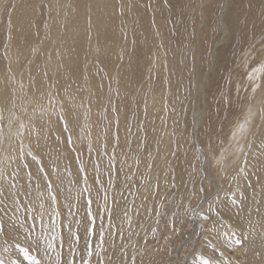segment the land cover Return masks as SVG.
<instances>
[{
    "label": "rangeland",
    "instance_id": "obj_1",
    "mask_svg": "<svg viewBox=\"0 0 264 264\" xmlns=\"http://www.w3.org/2000/svg\"><path fill=\"white\" fill-rule=\"evenodd\" d=\"M118 1H123V4L127 5V7L132 3L130 8L132 12L129 13L128 9L124 14L125 19L130 22L129 26L132 27V29L128 27L131 31L127 30L128 33L123 35L128 39L125 48V56L127 57V62L125 63L128 65L123 63V61L121 63L114 62L113 65L114 60L111 61L109 57L103 55L99 58L100 65L94 66L97 63H94L96 60L92 59L90 65H88L89 67H86L94 86L97 83V77H99V87L97 84L96 86L98 87L97 90L100 91L99 104H101L102 108L96 115L98 126L95 125V127L99 131H97L99 135L100 132L101 134L103 132L109 144H107V141L105 143L99 142L100 139L97 138L98 141L95 140L93 146H96V148L88 147L84 143L79 144V147L75 148L78 149L79 154H82L80 156H83L84 160L85 158L88 160L90 168L88 172L92 179L89 177L90 184L85 188L82 179L78 175L77 180L79 179L78 181L80 182L76 180V182H71V184L73 183L72 185L69 184L67 186L74 193L77 192V194H73L72 190L68 188L62 191L55 183L56 193H58L62 205H60L62 216L57 223L53 218L52 220L49 217H44V212L46 214L47 211L48 214L46 215L48 216L51 213L49 214L48 210L39 209L41 203L38 199L35 206H32L33 202L29 199V193L31 192L25 188V184L27 181L32 184L37 183L30 182V178L33 177L30 175L27 178L21 177L20 180L24 184L16 180L15 176L17 174L14 175V173L5 177L4 181L2 180L1 183L3 185L0 187V193H2L0 194V229L2 230H0V236L3 241L0 243V252H2V255L3 253L7 255V257L3 258L6 259V262L0 259V264H85L86 261L88 264H204L205 261H209L210 264H264V231H251L250 220L246 217V214L241 215L237 210L236 213L233 211L231 206L234 205L227 198L232 197L230 191L226 190V192L220 193L218 201L215 199L218 194L215 188L218 180L221 183L223 182V188H225L226 185L230 184L231 186V178L234 176L231 174L229 177L232 170L222 175L220 169H223V166L222 168L219 166V171L216 172L218 165L215 158L217 155L223 154L221 151H223L224 146L226 147L225 149L228 148V138L226 137L229 136V130L232 129L235 120L242 114L243 109L241 108L244 107V103H247L245 94L248 91V84L245 85L244 89L239 84L250 74L249 71H252L255 65L259 63L258 58L264 48V0ZM135 5L138 8H135L134 13ZM7 6L9 7L10 5ZM10 8L11 6L9 10ZM45 8L47 7L42 3L39 16L37 17V20L40 19V21L36 20L35 22L36 26L39 25V30H41L42 24L46 20L47 9ZM200 9H203L204 14H201ZM5 10L3 13H8L9 10ZM42 10L44 11L42 12ZM250 18H253V21ZM153 19H155L156 23L159 22L157 24L158 36H160L158 37V45L154 42L157 40L154 38L157 37L150 30V28L153 29ZM4 20L2 19L1 22H4ZM149 21L151 22L150 24H148ZM1 22L0 31L2 32L3 29L1 27L3 28L5 25ZM222 23L225 28L227 27L226 33L222 31ZM145 24L149 26L147 27ZM254 25L255 27H253ZM31 26L33 27L34 24L31 23ZM4 29L3 33L0 34L1 70L4 62L3 48L8 39L7 31L9 30L8 28ZM17 29L15 32L18 31ZM145 30L148 32H145ZM150 33L152 36H150ZM28 34L25 36L26 39L29 38ZM142 34L145 35L142 36ZM14 37L15 41H17L18 38L16 39L15 35ZM107 39L111 40L112 37ZM160 45L164 47L167 55L169 63L167 67L170 75V91L167 97V102H169L168 112L163 120L159 119V117L158 120L157 117L151 118L150 113L145 110L144 104L147 96V94L144 95L145 92L148 93L152 89L153 92H157L159 88L162 89V86H164H160L164 74L163 64H160L159 69L157 68L147 75V67L150 62L147 57L151 55L150 49L160 48ZM140 50L143 51L140 52ZM253 50L256 51L254 52ZM83 57L80 56L76 62L78 71L76 73L71 72V78L67 86L63 89L62 86H57L55 87L57 88L55 92L58 94L69 93V96L79 95L82 106H85L84 94H79L81 92V82L79 81H81L83 76L82 72L85 69L84 63L86 62H83L85 60V57ZM177 66L178 68H176ZM244 66H247L250 70L247 71ZM120 67L123 70V76L115 78L117 82L115 83L112 73L114 69L116 71ZM110 78L112 79L110 80ZM110 86L112 89H110ZM143 97L144 101L142 100ZM2 113L5 114L4 111ZM3 114L0 115V131L2 130L0 144L7 128L5 124L7 117L6 114ZM117 116L120 120H118ZM114 119L115 122L113 121ZM58 123L59 125L62 124L59 121ZM169 123L170 126H166ZM157 124L169 127L171 134L168 137L170 136L172 139L169 137L168 143H165L166 141L162 143L161 139L158 138L157 131H155L157 130L155 128ZM229 124L231 125L230 127ZM64 128V124H62L61 131L66 134L67 130ZM105 131L108 132L106 133ZM75 133L77 134V132ZM61 138H63L62 146L64 151L66 149V152L63 153L61 151L59 156L57 155L58 153H55L58 156L57 159L63 160L65 157L67 165L73 164L77 168V159L73 155L69 139L66 136ZM232 141L236 142L235 140ZM236 144L239 143L236 142ZM2 145H0V153ZM104 146L105 152L106 149L111 147L107 152L108 155L110 150L116 154L115 160H112V151V153L110 152L111 156L107 155L108 162H104L107 167L102 162L104 161L103 158L105 159ZM229 147L232 148V144ZM88 149L90 150L89 155L86 153ZM94 149H97L98 152L100 150V152L98 153L99 157L96 156L92 159L95 154ZM167 149L168 151L166 152L165 150ZM196 149H199V151ZM152 153L156 156L155 160L152 161L153 164L149 162ZM50 155L48 156L50 161H46L48 158L44 156L45 159L42 158L43 162L54 164L53 161L51 162L53 156ZM84 156L86 157L84 158ZM159 156L162 160L161 158L159 159ZM162 156H164L165 160H163ZM232 156L233 154L231 153L228 156L224 155L225 163L223 164H227V161H230ZM109 158H111V161ZM96 161L98 162L96 163ZM99 162L100 164L98 165ZM36 163L37 167L38 163ZM160 163H162L161 166H164V168H161ZM20 164L23 167L25 165L24 162ZM64 167L67 168V166ZM151 169L154 171L152 173H155V169L158 171V173L156 171V174H153L154 176L156 175L155 177L150 175L149 171ZM36 170H38V173L40 172L43 189L45 192L48 191L50 184L42 176L43 172L41 173V169L37 167ZM26 172L28 173L29 171ZM164 173L167 175H164ZM219 175H221L220 178ZM92 180L93 183L91 182ZM6 184H14L15 187L10 189ZM3 190L5 191L4 195ZM47 194L51 195L49 191ZM225 194H227V197ZM70 195H73L70 198L71 200H69ZM13 201L19 204L18 209L17 204L13 203ZM48 201L46 199V204ZM67 202L70 203L67 204ZM69 205L71 206L69 207ZM193 205L197 211L202 208L203 212L199 215L197 212L190 213V208ZM210 206L218 211L211 213L209 211ZM73 209L74 211H72ZM201 215H208L209 219L202 220L200 218ZM237 215H240V217ZM16 216L17 218H14ZM34 216L37 220L34 219L32 221ZM18 219L19 223L24 221L26 224H18L16 222ZM29 220L31 221L30 226L29 222H27ZM7 221L8 223L5 225L4 222ZM53 221H55L56 227L54 229ZM32 223L34 226H32ZM58 223L62 224L61 227L60 225L58 226ZM228 223L232 225V228L226 227L225 224ZM257 226L258 223L255 227ZM53 236H55V239L60 237V242L58 239H53ZM243 236H247L248 239L243 241L241 246L237 247L235 244L230 243L232 239H242ZM49 243L53 245L52 248H49ZM89 251H91V255H89Z\"/></svg>",
    "mask_w": 264,
    "mask_h": 264
},
{
    "label": "bare ground",
    "instance_id": "obj_2",
    "mask_svg": "<svg viewBox=\"0 0 264 264\" xmlns=\"http://www.w3.org/2000/svg\"><path fill=\"white\" fill-rule=\"evenodd\" d=\"M128 2H130V0ZM42 3L44 4L45 7H47V8H45V9H47L46 10L47 16H45L46 20L42 24L41 30H39V28H38L39 25L36 26L37 24H35V22L38 19L37 17L39 16L40 6L42 5ZM7 5L11 6L10 10H9L10 6L8 7ZM131 5H132V3H131ZM131 5H129L128 6L129 8H128L127 5L125 6L123 4V1L120 2L118 0H0V22L2 21V19L3 20L5 19L4 22H1V23H4L5 27H3V28L1 27V29H3V30H5L4 28L9 29L7 31L8 39H7L5 46L3 48V59H4L3 68H2V70L0 69V115L3 114L2 111H4L6 114V117H7V120H5V124L7 125V128L5 129V136L3 137V141H1L2 142L1 144H3V145H2V149H1V153H0V174H2V175H0V187H2V185H3L1 183L2 180L5 177H8L10 174H12V175H13V173H14V175L17 174L15 176L17 178L16 179L17 181H21L20 180L21 177L27 178L30 175L31 177H33V178H30V182H37V183L32 184V183H28L29 181H27V183L25 184V188L27 190L29 189V191L31 192V193H29L30 194L29 199L31 202H33L32 206H35L36 201L38 199V201L41 204L43 203V208H41V207L40 208L38 207V208L39 209H45L44 211L48 210L49 214L51 213V215L48 216V215H46V214H48L47 211H46V214L44 212V217H46V218L49 217L51 219L53 218L56 220V223H57V221H59L61 219L62 215H61V210H60L61 199H60L58 193H56L57 188L55 186V183L58 186V188L62 189V191L65 188L72 190L70 187H67V186L69 184L72 185L73 183L71 184V182H74V181L76 182L77 176L79 175L80 178L82 179L83 186L85 188L88 187V184H90L89 177H91V175L88 172L90 170L88 160H86V158H85L86 156H84V158H85V160H84L82 158L83 156L82 157L80 156L81 153L79 154L78 149H75V148H78L79 144H83V143H84V145H87L88 147H91V146L93 147L94 143H95L94 141L95 140L98 141L97 138L100 139L99 142L102 141L105 143L107 141V144H109L108 139L105 138V135L103 134V132H102V134L100 132V135H99L97 133L98 130H96V127H95V125L98 126V120L96 118V115H97V113H99L100 109L102 108L101 104H99V102H100L99 98L101 97L100 91L97 90V88L99 87V82H100L98 80L99 77H97L98 79H96L97 80L96 84L98 85V87L96 86V84L94 86L92 78H91L90 74L87 72L88 68L86 69V67L88 65H90L92 59H94V61L96 60V62H94V63H97V65L94 64V66H98L99 63L101 64L99 58H100V56H103V55L105 57H109L111 59V61L114 60L113 63L111 62L113 65H114V62H117V63L118 62L121 63L122 61H123V63L127 62L126 61L127 57L125 56V50H126L125 48L127 46L128 39H127V37H125L123 35L128 33L127 30H130L129 28L132 29V27L129 26L130 22L127 19H125L124 14L127 12L128 9H129L128 10L129 13L132 12V10L130 9ZM141 6L143 7L142 4H141ZM6 8H7V10H5ZM135 8L137 9L138 7H136V5H135V7L133 9L134 13H135ZM4 10L5 11L9 10V11H8V13L5 12V14H4L3 13ZM43 11L44 10H42V12ZM200 11H201V14H204L203 9H200ZM221 17H222V13H221ZM257 17H258V14H257ZM151 20H152V18H151ZM37 21H40V19ZM242 22H243V20H242ZM255 22H257V21H255ZM31 23L34 24L33 27L31 26ZM150 23L151 22L149 21L148 24H150ZM158 23H156L155 19H153V24H152L153 29L150 28V30H152L153 35L155 37H157V38L153 37L154 39H157L155 41L153 40L157 45L159 43L158 37H160V36H158L159 35L158 34L159 33L158 32V25H157ZM1 25L2 24H0V26ZM253 27H255V25ZM16 28H18L17 29L18 31L15 32ZM226 28H225L224 24L222 23L223 33H226V31H227ZM3 30H2V32L0 31V34L3 33ZM247 30L249 31V29H247ZM146 31L147 30H145V32ZM241 31H242V29H241ZM4 33H5V31H4ZM27 34L29 35V38L26 39L25 36ZM14 35L16 36V39L18 38L17 41H15ZM130 35H131V33H130ZM144 35L142 34V36H144ZM234 35H235V33H234ZM245 35H246V33H245ZM253 35H254V32H253ZM150 36H152L151 33H150ZM248 36H249V34H248ZM111 37H112V39L113 38H115V39H113V40L107 39V38H111ZM26 40H28V41H26ZM142 40H140V41H142ZM150 40H151V38H150ZM156 44H155V46H156ZM144 48H145V46H144ZM150 50H151L150 51L151 55H148V57H147L148 59H150L149 65L147 67L148 68L147 75L150 74L151 71H155L160 66V64H163L164 65V69H163L164 74L162 76L163 81L160 84V86L161 85H164V86H162L163 87L162 89L159 88V91L156 90L157 92H153L152 91L153 89H152V90H149L148 93H146V92L144 93V95L147 94L146 101L144 103L145 108H146L145 110L150 113L151 118L157 117V120H158V117H159V119L163 120L166 118L165 115L168 112L167 108H168V103H169V102H167V97H168V94L170 91V86H169L170 85L169 84L170 75H169L168 67H167V64H169V63H168L167 55L164 51V47L162 45H160V48L155 47V48L150 49ZM81 51H83V52L81 53ZM141 51H143V50H140V52ZM261 52L262 53H261L260 57L258 58L259 63L256 61L258 64H256L255 67L253 68V69L259 68L260 71L258 73L253 72V70L249 71L250 69H248L247 66H244L247 68V71H249L251 76H252V78L250 79V74H248L247 77L244 80H242L241 84H239L240 87H243V89H244L245 85L248 84V89H247L248 91L245 94L247 103H244L245 104L244 107L241 108V109H243V111L241 110L242 114L240 115V117L238 119L235 120V123L232 125L233 126L232 129L229 130L230 131L229 136H227V137L225 136L226 138H228L227 139V147L228 148L225 149L226 147L224 146L223 151H221V152H223V154L217 155V157L215 158V160H217V159L221 158V156H223V161H225L224 155L228 156V155H230V153L233 154L232 159L230 158L231 160L230 161L228 160L229 162L227 161V164H225V165L223 164L224 168L220 169V170L222 171V175L227 174L230 170H232V172L229 174V177L231 176V174L234 175L231 178L232 179L231 186L229 184V185H226L225 188H223V184H222L223 182L221 183L220 180H218V182L215 185L216 191L218 192L215 199L218 201L220 198V196H219L220 193H222L224 191L226 192V190L230 191V193L232 194V197H234L236 199L239 198L238 204L231 206L233 211H235V213H236V210H237L241 215L246 214V217L250 220L249 225H250L251 231L258 230L259 232L264 231V48ZM143 54H144V52H143ZM167 54H169V53H167ZM83 55L85 57V60L83 62H85V61L86 62L84 63V67H85L84 70L85 71L82 68L84 73L82 72L83 76L81 75L82 78H81V81H79V82H81L80 83V86H81L80 91L81 92L79 94L80 95L84 94L83 99H84L85 106H82L81 98L77 93H76V95H78V96H72V95L69 96L68 95L69 93H65L64 90H63V92L65 94H58L55 92L57 89L55 87L62 86V89H63L64 87L67 86V83H68L69 79L71 78V72L76 73L78 71V67H76V62L79 60V57L80 56L83 57ZM172 62H173V60H172ZM108 63H109V61H108ZM117 63H116V67H117ZM181 64H182V61H181ZM126 65H128V64H126ZM171 66H172V64H171ZM121 67H120V69L118 68L119 70H116V71L114 69V72L112 70V72H113L112 78H113L115 83H117L115 78H117L118 76L120 77L122 75L123 70ZM123 68H124V66H123ZM176 68H178V66ZM99 72H100V70H99ZM128 72H127V74H128ZM107 75H108V73H107ZM124 75H126V74H124ZM140 75H141V73H140ZM59 76H60V78H59ZM72 77H76V76H72ZM112 78H110V80ZM150 78H151V76H150ZM75 79H77V78H75ZM110 80H109V82H110ZM106 81H108V79H106ZM150 82H151V80H150ZM112 83H111V85H112ZM176 83H177V81H176ZM59 84H61V85H59ZM120 84H122V83H120ZM208 84H210V83H208ZM21 85H23V87H21ZM107 85H108V83H107ZM254 85H259V87H256L255 90H253ZM76 86H77V84H76ZM115 87H116V85H115ZM138 87H137V89H138ZM177 87H178V84H177ZM123 88H125V87H123ZM110 89H112L111 86H110ZM125 89H127V88H125ZM71 90H72V87H71ZM113 90H114V88H113ZM121 91H123V89H121ZM241 93H242V91H241ZM175 95H176V93H175ZM176 97H177V95H176ZM25 100H27V101H25ZM142 100L144 101V97ZM172 100H170V101H172ZM8 104H10V106H8ZM142 105H143V102H142ZM7 107H9V108H7ZM117 108H118V106H117ZM122 109H124V108H122ZM142 109H143V107H142ZM169 109H170V107H169ZM146 111H145V113H147ZM62 112L65 114V119L67 121V132H66V134L64 131H61L62 124H64V123L61 122L62 123V124H60L61 127L58 123V121H59L58 117L60 116V114ZM5 114H3V115H5ZM3 115H2V117H3ZM147 116H149V115H147ZM117 117H116V121H117ZM118 120H120L119 117H118ZM147 120H149V119H147ZM113 121L115 122V119ZM21 124L24 125V128H22V129L20 127ZM241 124L245 125V130L243 132L239 131V127ZM166 126H170V123H169V125H166ZM166 126L165 125L160 126L157 124L155 127V128H157V130H155V131H157L156 133L159 136L158 138L161 139L162 143H164L165 141H166L165 143H168L169 137H170V136L168 137V135L171 134L169 129H168L169 127H166ZM230 126L231 125L229 124V127ZM64 127H65V124H64ZM73 127H75V128H73ZM100 127H99V129H101ZM106 127H105V129H106ZM1 132H2V130L0 131V137H2ZM75 132H77V134ZM18 133H22V135L18 134ZM109 134H108V136H109ZM113 134H115V133H113ZM227 135H228V133H227ZM65 136L69 139L70 146H72L71 148L73 149V155L77 159V168H76V165L73 166V164L67 165V161L65 160V157L63 160L57 159L58 156L60 155L61 151H63V153L66 152V149L64 151L63 146H62L63 138H61V137H65ZM114 137H115V135H114ZM232 140H235L239 144H236V142H233ZM97 141H96V143H97ZM223 144H221V145H223ZM231 144H232V148L229 147ZM225 145H226V143H225ZM234 146H235V148H233ZM222 147H221V150H222ZM21 148L23 150V155H21ZM93 148H96V146ZM81 149H83V148H81ZM99 149L101 150V147ZM109 149H111V147H109ZM109 149H106V152H105V146L103 148L105 159L103 158L104 161H102V162L104 165H105V163L108 162V158H106V157H108L113 152L112 150H110V152L111 151L112 152L111 153L109 152V155H108L107 152ZM58 150H60V151L57 152ZM94 150H95V154L92 156V159L94 157L98 156L99 155L98 153L100 152V150H99V152L97 149H94ZM96 150H97V152H96ZM89 151L90 150L88 149V152H86V153H88V155H89ZM165 151L167 152L168 149ZM55 153L56 154L58 153L57 154L58 156ZM63 153H62V155H63ZM75 153H76V155H75ZM49 154H51L53 156L52 157L53 160L51 159V162L53 161L54 164L51 163L52 165L50 163L46 162L49 160V158H48ZM164 154H160V155H164ZM226 154H228V155H226ZM44 156H45V158L46 157L48 158L46 161H44L45 163L42 160V158L45 159ZM70 156H71V154H70ZM115 156H116V154L113 152L112 156H111L112 160H115ZM155 157L156 156L154 155V153H152L150 156V159H149V162H151V164H153L152 161L155 160ZM162 157H163V160H165L164 156H162ZM160 158L161 157L159 156V159ZM87 159H88V157H87ZM109 159L111 161V158H109ZM22 160H24L23 161L25 164V165L23 164L24 167L20 164V163H23ZM161 160H162V158H161ZM99 161H101V160H99ZM35 162L38 163V166H37L38 169H41V173L43 172L42 176H44V179H46L51 186V195H48L47 194L48 191H46L47 192L46 193L42 187V183H41L42 181H41V178L39 175L40 172L39 173L37 172L38 170H36L37 167L35 165ZM92 162H93V160H92ZM97 162L98 161H96V163ZM149 162H148V164H149ZM164 163H163V165H164ZM237 163L239 164V168H237ZM95 164H94V166H95ZM99 164H100V162L98 163V165ZM103 164H102V166H103ZM161 164L162 163H160V166H161ZM64 166H67V168H65ZM68 166H70V167H68ZM161 168H164V166H161ZM224 170H226V171H224ZM26 171H29V172L27 173ZM156 171L157 170L155 169V173H152L154 171H152V169H151L149 171L150 175L152 176L153 174H156ZM158 171H159V167H158ZM158 171H157V173H158ZM163 171H164V169L162 170V175H163ZM218 171H219V166L217 167L216 172H218ZM159 173H160V171H159ZM104 175H106V174H104ZM164 175H167V174L164 173ZM149 176H148V178H149ZM220 177H221V175H219V178ZM91 179H92V177H91ZM217 179H218V177H217ZM10 180H11V178H10ZM93 180L91 181L92 183H93ZM22 182L23 181H21V183ZM25 182H26V180H25ZM78 182H80V181H78ZM22 184H24V183H22ZM98 184H99V182H98ZM6 185H8V184H6ZM90 187H89V189H90ZM72 188H73V186H72ZM70 190H68V191H70ZM1 192H2V190H1ZM72 192H73V190H72ZM4 193H5V191L3 190V195H4ZM29 194H27V195H29ZM73 194H77V192L76 193L73 192ZM86 195H87V193H86ZM70 196L71 197H69V200H71L70 198H72L73 195H70ZM51 197H55L54 202H53ZM89 197L91 198L90 195H89ZM65 198H66V196H65ZM46 199H47V201L49 199L47 204H46ZM1 200H2V198H1ZM42 201H45V202H42ZM73 201H75V200H73ZM25 203H26V201H25ZM64 203H66V202H64ZM69 203L67 202V204H69ZM73 203H71V204H73ZM45 204H46V206H44ZM70 206L71 205H69V207ZM74 209L72 211H74ZM67 210H69V209L67 208ZM52 211H53L54 216L52 215ZM228 212H230V211H228ZM90 214H91V212H90ZM40 215H42V214H40ZM226 216H227V212H226ZM237 216L240 217V215H237ZM14 218H17V216ZM75 219H76V217H75ZM44 220H46V219H44ZM32 221H34V219ZM16 222H18V224H22V223L26 224V223H24V221L22 223L21 222L19 223V219ZM27 222H29V226H30L31 221L29 220ZM7 223H8V221H7ZM49 223H50V221H49ZM257 223H258V226L255 227L257 225ZM59 225L60 224L58 223V226ZM61 225H60V227H61ZM225 225L227 228L228 227L232 228V225L229 223L225 224ZM3 226H5V225H3ZM32 226H34L33 223H32ZM40 226H37V227H40ZM33 229H35V228H33ZM58 230H59V228H58ZM233 230H234V228H233ZM228 231H230V230H228ZM59 232H61V231H59ZM251 234H252V232H251ZM57 239L59 241L60 237ZM57 239H55V240H57ZM213 240H215V239L213 238ZM2 241H3V239L0 236V243ZM257 241H258V239H257ZM3 246H5V245H3ZM0 248H1V246H0ZM3 250H4V248H3ZM262 251H263V249H262ZM5 256L7 257V255H5L4 253L2 255V252H0L1 261L6 262V259H3V258H5Z\"/></svg>",
    "mask_w": 264,
    "mask_h": 264
},
{
    "label": "snow or ice",
    "instance_id": "obj_3",
    "mask_svg": "<svg viewBox=\"0 0 264 264\" xmlns=\"http://www.w3.org/2000/svg\"><path fill=\"white\" fill-rule=\"evenodd\" d=\"M259 71H260L259 68H257V69H253V72H257V73H258ZM251 78H252V76H251V74H250V79H251ZM21 87H23V85H21ZM256 87H259V85H254V86H253V90H255ZM58 120H59L60 122H62V123L65 124V130H67V121H66V119H65V114H64L63 112H62V113L60 114V116L58 117ZM20 127H21V129H22V128H24V125L21 124ZM244 130H245V125H244V124H241L240 127H239V131L243 132ZM18 134H21V135H22V133H18ZM69 142H70V141H69ZM196 150L199 151V149H196ZM21 155H23V150H22V148H21ZM33 158H34V157H33ZM223 163H225V161H223V156H221V158H219V159L216 160V164H217L218 166H220L221 168H222V166H223ZM237 168H239V164H238V163H237ZM0 175H2V174H0ZM14 187H15L14 184H13V185H9V188H10V189H11V188H14ZM48 191H49V193H51V186H50V185H49V187H48ZM0 194H2V193H0ZM225 196L227 197V194H225ZM51 198H52V200H53V202H54V201H55V197H51ZM227 198L231 200V204H232V205H237V204H238V201H237L236 198H234V197H227ZM13 203H16V204H17V209H18V208H19V204H18L16 201H13ZM40 207L43 208V204H41ZM209 211H210L211 213H216L218 210H217L216 208L210 206ZM191 212H197V214L199 215L200 213L203 212V209L201 208L199 211H197V209H196L195 206L193 205V206L190 208V213H191ZM90 215H91V214H90ZM200 218H201L202 220H208V219H209V216H208V215H201ZM32 219H35V217H32ZM4 223H5V225L7 224V222H4ZM54 227H55V221H53V228H54ZM0 230H2V229H0ZM153 231H155V229H153ZM53 239H55V236H53ZM247 239H248L247 236H243L242 239H241V238H235V239H232V240L230 241V243H233V244H235L237 247H239V246H241L242 242H243V241H246ZM48 246H49V248H52V247H53V245H52L51 243H49ZM89 255H91V251H89ZM85 264H88V262L86 261ZM204 264H210V262H209V261H205Z\"/></svg>",
    "mask_w": 264,
    "mask_h": 264
}]
</instances>
